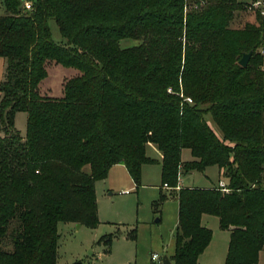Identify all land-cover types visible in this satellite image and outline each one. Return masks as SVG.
I'll return each mask as SVG.
<instances>
[{
	"label": "trees",
	"instance_id": "16d2710c",
	"mask_svg": "<svg viewBox=\"0 0 264 264\" xmlns=\"http://www.w3.org/2000/svg\"><path fill=\"white\" fill-rule=\"evenodd\" d=\"M3 1L0 264H57L60 221L99 223L96 182L124 164L139 187L143 166L154 163L179 202L171 264H199L213 238L204 214L231 232L224 264H258L264 250L262 13L233 28L243 0H30L31 9L25 0ZM194 3L201 8L185 15ZM51 18L65 44L53 40ZM125 38L141 43L123 47ZM250 51L244 67L239 61ZM52 63L79 71L65 81L61 97L40 93ZM22 111L25 136L15 125ZM149 143L159 147L161 161L147 155ZM185 148L192 160L183 161ZM211 165L223 171L226 185L178 189L184 172ZM167 196L161 194L157 208ZM111 241L104 239L108 247Z\"/></svg>",
	"mask_w": 264,
	"mask_h": 264
},
{
	"label": "rangeland",
	"instance_id": "374dc122",
	"mask_svg": "<svg viewBox=\"0 0 264 264\" xmlns=\"http://www.w3.org/2000/svg\"><path fill=\"white\" fill-rule=\"evenodd\" d=\"M26 1V0H25ZM245 9L235 13L231 27L240 28L247 22H256L257 10L250 8L251 0H243ZM189 3V2H188ZM200 3L185 6V15L190 9L199 8ZM201 8V7H200ZM6 13L4 1L0 0V15ZM264 16V15H263ZM52 38L57 44H65L59 25L55 19H49ZM141 41L133 38L121 40L123 47L140 44ZM7 60L0 57V81L5 77ZM49 75L40 84V93L44 96H63L64 83L67 79L77 75L75 68L65 67L52 63L48 67ZM172 92V89H168ZM26 112H18L15 118L16 128L23 136L27 128ZM208 118H211L207 115ZM210 124L214 126L213 122ZM215 128V127H214ZM5 133L0 125V137ZM147 155L155 160L162 159V152L154 143L147 145ZM184 161L193 159L190 149L182 152ZM89 170V167H86ZM110 172V171H109ZM107 178L96 182L97 206L99 223L96 227L80 224L73 221H60L58 231L57 264H149L151 255L158 252L160 255L171 257L175 254V229L178 221V202L170 196L171 188H162L161 166L157 163L144 166L142 184L137 187L125 167H115ZM223 179L219 166L211 165L204 171L193 170L184 172L183 184L195 187H212ZM170 189V190H169ZM111 193V195H110ZM168 194L164 203L157 208L161 194ZM205 223L209 220V227L215 231L212 247L206 251L220 250L227 247L228 232L220 228L217 216L206 215ZM80 224V226H79ZM136 234V238L132 237ZM112 236L111 244L106 246L104 239ZM206 256V255H205ZM261 264H264V253ZM214 263L224 264L223 261Z\"/></svg>",
	"mask_w": 264,
	"mask_h": 264
},
{
	"label": "crops",
	"instance_id": "0c3cea01",
	"mask_svg": "<svg viewBox=\"0 0 264 264\" xmlns=\"http://www.w3.org/2000/svg\"><path fill=\"white\" fill-rule=\"evenodd\" d=\"M210 119V121H211V118H209ZM183 159V158H182ZM161 161V160H160ZM184 161V160H183ZM157 164H159L160 166H161V164L160 163H157ZM146 165H148V164H146ZM146 165H144V166H146ZM144 166H143V174H144ZM115 167H125V170L127 171V173H129L128 172V169L126 168V166L124 165V164H116V165H114L111 169H110V172H109V176L111 175L110 173H111V171L115 168ZM207 169V168H206ZM220 169V168H219ZM222 170L220 169V173H221V175H222ZM129 176H131L130 175V173H129ZM142 177H143V175H142ZM224 178V177H223ZM228 183V179L227 178H224V180L223 179H220L219 180V184L220 185H226ZM162 188H166L167 190H168V188H170L169 186L168 187H166V186H161ZM181 187H194V186H186V185H184L183 184V180H182V175H181V177H180V182H179V186H178V189L179 188H181ZM170 190V189H169ZM110 195H111V193H110ZM177 199V198H176ZM177 202H178V199H177ZM178 214H179V202H178ZM206 215H208V214H204L203 215V217H202V223H203V225H205V226H207V227H209V220H207V223H205V217H206ZM177 225H178V221H177ZM177 228V227H176ZM210 229H211V227H209ZM223 230V229H222ZM213 231V230H212ZM223 231H227L228 232V237L227 236H225V235H223V238L224 239H226L227 238V247H225V245H223V247L220 249V250H213V252H210V254H206V251H208V249H209V247L211 248L212 246V243H213V239H214V237H215V231H213V238H212V241H211V243L209 244V246L206 248V250L200 255V257H199V260H198V263L199 264H217V263H214V260H216L217 262H220V261H223L224 263H225V260H226V257H227V254H228V249H229V243H230V238H231V232L230 231H228V230H223ZM175 232H176V229H175ZM174 237H175V233H174ZM154 253H157V254H159L158 252H153L152 254H154ZM264 253V250H262L261 251V253H260V257H259V263L258 264H261L262 262H261V260H262V254ZM206 255V256H205ZM159 256L163 259L164 258V256H162V255H160L159 254ZM170 258V257H169ZM151 260H152V255H151ZM153 261V260H152Z\"/></svg>",
	"mask_w": 264,
	"mask_h": 264
},
{
	"label": "built area",
	"instance_id": "2783aa9c",
	"mask_svg": "<svg viewBox=\"0 0 264 264\" xmlns=\"http://www.w3.org/2000/svg\"><path fill=\"white\" fill-rule=\"evenodd\" d=\"M24 6L27 9H31L32 8V2L30 0H26L24 2ZM250 8L255 9V10H259L262 15H264V0H251L250 1ZM189 102H192L191 98H187ZM166 187H168V185H165ZM152 260L156 261V262H162L163 259L159 256V254L154 253L152 254Z\"/></svg>",
	"mask_w": 264,
	"mask_h": 264
},
{
	"label": "water",
	"instance_id": "95a60500",
	"mask_svg": "<svg viewBox=\"0 0 264 264\" xmlns=\"http://www.w3.org/2000/svg\"><path fill=\"white\" fill-rule=\"evenodd\" d=\"M252 53H253V51H250L248 53H244V55L240 59L239 63L242 66L246 67L248 65V63H249V60H250V58L252 56ZM79 226H80V224H79ZM163 263L164 264H171L172 261L170 260V258L167 255H165L164 258H163Z\"/></svg>",
	"mask_w": 264,
	"mask_h": 264
}]
</instances>
